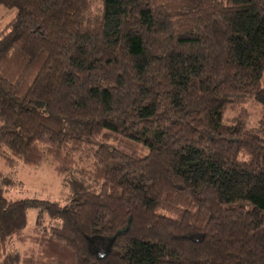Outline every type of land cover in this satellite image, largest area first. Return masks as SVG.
I'll list each match as a JSON object with an SVG mask.
<instances>
[{"label":"trees","instance_id":"obj_1","mask_svg":"<svg viewBox=\"0 0 264 264\" xmlns=\"http://www.w3.org/2000/svg\"><path fill=\"white\" fill-rule=\"evenodd\" d=\"M0 6V159L73 193L1 181L0 264H264V0Z\"/></svg>","mask_w":264,"mask_h":264},{"label":"rangeland","instance_id":"obj_2","mask_svg":"<svg viewBox=\"0 0 264 264\" xmlns=\"http://www.w3.org/2000/svg\"><path fill=\"white\" fill-rule=\"evenodd\" d=\"M16 16V9H8L0 6V31ZM247 107L252 112V118L257 120L261 116L260 107L248 101ZM13 181L11 186L5 187V196L12 200L34 198L58 202L62 206L69 204L72 189L66 180L56 174L54 165L46 162L41 166L17 164L9 167L0 159V182ZM39 208H30L27 217V230L39 231L41 227H60L59 219H52L47 211ZM40 221V224H38Z\"/></svg>","mask_w":264,"mask_h":264}]
</instances>
